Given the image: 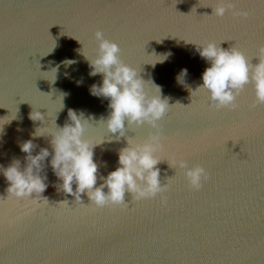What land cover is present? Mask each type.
Wrapping results in <instances>:
<instances>
[{"label": "water", "instance_id": "1", "mask_svg": "<svg viewBox=\"0 0 264 264\" xmlns=\"http://www.w3.org/2000/svg\"><path fill=\"white\" fill-rule=\"evenodd\" d=\"M217 2L0 0V166L17 159L23 170L26 140L36 146L33 155L41 148L50 153L40 170L47 185L41 197L8 195L0 172V264H264V104L250 107V84L236 110L215 109L197 89L210 66L199 45L214 41L255 55L264 43V0H232L235 9L249 11L247 18L232 10L211 15L208 6ZM98 28L120 46L121 60L138 70L149 94H156L154 84L168 99L156 154L161 183L169 184L166 206L160 194L132 201L126 193V209L95 208L85 194L78 203L58 190L49 133L70 123L69 109L88 121L84 135L97 144V186L118 166L126 138L141 142L154 131L126 123L117 139L102 123L109 101L91 94L102 75H90L88 61ZM181 69H187L184 84L177 81ZM33 111L43 120H31ZM38 128L42 135L34 136ZM175 159L208 171L199 190L169 166Z\"/></svg>", "mask_w": 264, "mask_h": 264}, {"label": "clouds", "instance_id": "2", "mask_svg": "<svg viewBox=\"0 0 264 264\" xmlns=\"http://www.w3.org/2000/svg\"><path fill=\"white\" fill-rule=\"evenodd\" d=\"M208 7L212 9L211 15L216 17H223L229 10L236 17L247 18L250 15L247 10L235 9L232 0H218L214 7ZM93 39L96 54L91 60L85 58L91 67L90 75L101 74L102 81L99 85L93 84L90 92L109 101L110 111L102 121L107 132L116 134L119 139L124 136L126 123L129 127L147 125L154 131L141 142L126 138V146L118 152V166L106 177H101L103 183L97 186L98 166L93 159V148L97 144L90 143L84 135L88 121L69 109L70 123L55 126V130L49 133L52 148L49 163L61 181L58 190L71 195L78 203H82L81 194H85L89 199L88 204L95 208L126 209L129 206L125 201L126 193L131 195L132 201L155 198L160 194V203L166 206L167 197L163 194L168 191L169 184L161 183L160 169L157 167L161 159L156 154L163 149L162 125L159 122L169 111L168 99L161 97L160 88L154 84L151 85L156 89V94H149L145 87L147 82L139 76L136 68L121 60L120 46L108 39L102 29L93 32ZM197 51L210 63L203 71L202 85L197 89L207 92L212 107L236 110L239 107L237 97L249 84L254 94L250 107L264 104V43L256 49L253 56L257 59L255 64L251 62L253 57H245L237 47L224 49L214 41L199 45ZM186 75L187 69H181L178 83L184 84ZM30 119L43 120V116L33 111ZM33 135L41 136V128L36 129ZM34 147L31 139L20 144L21 151L26 154L23 170L17 159H13L7 167L0 166V172L8 182V195L17 199L41 197L47 187L46 177L40 175V170L50 153L47 148H41L33 155ZM169 166L183 171L190 190H199L202 182L209 178L208 171L202 165L189 167L185 159H175ZM62 202L68 204L67 200Z\"/></svg>", "mask_w": 264, "mask_h": 264}]
</instances>
